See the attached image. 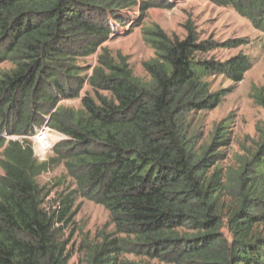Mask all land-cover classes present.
Returning <instances> with one entry per match:
<instances>
[{
  "label": "trees",
  "instance_id": "obj_1",
  "mask_svg": "<svg viewBox=\"0 0 264 264\" xmlns=\"http://www.w3.org/2000/svg\"><path fill=\"white\" fill-rule=\"evenodd\" d=\"M206 1L264 34V0ZM156 6L170 7L0 0V66L10 65L0 71V133L17 138H0V264H69L79 198L105 209L113 227L78 246L80 264H264V123L229 181L219 153L228 145L225 122L200 147L191 120L230 93L212 92L209 78L240 82L249 59H201L236 45L198 42L189 27L182 40L146 30L154 57L143 63L148 80L136 77L125 57L103 45L135 7L142 18ZM85 87L94 97L81 96ZM79 98V109L60 106ZM43 123L65 139L53 158L37 163L27 137ZM50 163L63 167L73 187L44 206L51 191L36 179Z\"/></svg>",
  "mask_w": 264,
  "mask_h": 264
},
{
  "label": "rangeland",
  "instance_id": "obj_2",
  "mask_svg": "<svg viewBox=\"0 0 264 264\" xmlns=\"http://www.w3.org/2000/svg\"><path fill=\"white\" fill-rule=\"evenodd\" d=\"M153 1L158 5L167 3L170 7L156 6L147 10L142 18H140V10L135 7L126 21L115 27L111 39L103 45L112 56L116 57L119 54L125 57L136 77L148 80L143 70V63L154 57L153 50L143 36L146 30L159 29L172 40L176 38L182 40L186 37L189 27L195 33L198 42L236 45L213 49L201 59L214 63H223L237 55H244L249 59L250 67L240 82L225 76L210 77L212 92L229 89L230 93L214 110L195 113L191 116L193 128L201 138L200 147L209 144L216 126L225 122L228 145L219 151L221 155H224L220 167L226 176L225 179L232 181L241 160L250 157L257 141V128L264 123V109L258 103V99L264 100V34L255 31L248 21L242 19L232 9L218 8L206 0ZM84 62L94 67L97 63V53L85 59ZM9 68V64H3L0 66V71ZM89 74L90 72L88 76ZM88 91L94 97V93L88 87L83 89L81 96ZM60 106L79 109L80 98L61 101ZM0 134V138H5L6 141L17 140L16 137L4 136L3 132ZM55 134L53 132V136ZM27 140L32 145L30 136ZM3 149V146L0 147V159ZM53 156L52 150L47 158L51 159ZM63 174L64 169L61 165L50 163L37 177L38 185L45 188V191H51L44 206H48L50 200L63 190L73 187L72 181L63 178ZM72 223L69 264H80V256L76 252L79 245L84 242L91 243L101 234L113 233L108 212L101 206L81 198L76 201V213ZM66 233L69 235V232ZM123 259L139 261L132 256H124Z\"/></svg>",
  "mask_w": 264,
  "mask_h": 264
},
{
  "label": "built area",
  "instance_id": "obj_3",
  "mask_svg": "<svg viewBox=\"0 0 264 264\" xmlns=\"http://www.w3.org/2000/svg\"><path fill=\"white\" fill-rule=\"evenodd\" d=\"M53 132L46 123L40 126H33L32 133L29 136L32 140V157L37 163L46 162L54 146L65 139L63 135L56 132L55 136H53Z\"/></svg>",
  "mask_w": 264,
  "mask_h": 264
},
{
  "label": "clouds",
  "instance_id": "obj_4",
  "mask_svg": "<svg viewBox=\"0 0 264 264\" xmlns=\"http://www.w3.org/2000/svg\"><path fill=\"white\" fill-rule=\"evenodd\" d=\"M61 142V141H60ZM59 143V142H58Z\"/></svg>",
  "mask_w": 264,
  "mask_h": 264
}]
</instances>
